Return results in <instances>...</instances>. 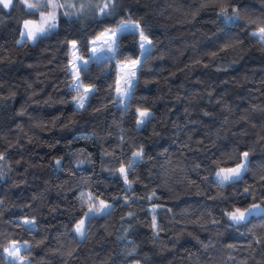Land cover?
Instances as JSON below:
<instances>
[{"label":"clouds","instance_id":"1","mask_svg":"<svg viewBox=\"0 0 264 264\" xmlns=\"http://www.w3.org/2000/svg\"><path fill=\"white\" fill-rule=\"evenodd\" d=\"M0 264H264V0H0Z\"/></svg>","mask_w":264,"mask_h":264}]
</instances>
